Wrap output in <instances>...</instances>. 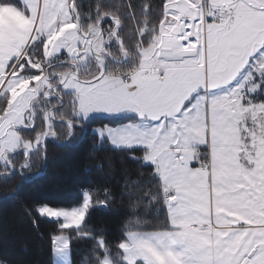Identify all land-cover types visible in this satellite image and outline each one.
<instances>
[{
	"label": "snow or ice",
	"instance_id": "snow-or-ice-1",
	"mask_svg": "<svg viewBox=\"0 0 264 264\" xmlns=\"http://www.w3.org/2000/svg\"><path fill=\"white\" fill-rule=\"evenodd\" d=\"M49 140L124 153L148 180L115 244L88 223L108 188L26 203L41 238L56 225L52 264L81 242L82 264H264V0H0L4 173L29 180Z\"/></svg>",
	"mask_w": 264,
	"mask_h": 264
},
{
	"label": "trees",
	"instance_id": "trees-1",
	"mask_svg": "<svg viewBox=\"0 0 264 264\" xmlns=\"http://www.w3.org/2000/svg\"><path fill=\"white\" fill-rule=\"evenodd\" d=\"M94 3L95 0H88ZM108 4H119L122 0H105ZM159 3V0H154ZM134 23L124 25L123 35L131 43ZM113 51L118 53L114 44ZM22 156L18 160H22ZM143 173V177H141ZM30 179L25 181L22 175L5 174L0 165V258L8 264H52L48 233L56 225L42 222L41 238L32 222L24 212V205L37 195H43L65 207L78 204L82 189L108 188L112 199L107 208H95L88 217L90 225H103L110 242L117 243L122 238L125 221L135 219L130 216L129 202L146 190L147 170L128 157L111 150L93 148L90 141L74 144L73 147H60L55 141H48L46 158L35 162L29 172ZM6 177V178H5ZM137 181L141 186L126 190L125 180ZM101 198L103 192L101 191ZM139 216L148 223L145 230H152L165 221L163 211L144 213L137 210ZM88 246L81 242L72 246L73 264H82L87 257Z\"/></svg>",
	"mask_w": 264,
	"mask_h": 264
},
{
	"label": "crops",
	"instance_id": "crops-1",
	"mask_svg": "<svg viewBox=\"0 0 264 264\" xmlns=\"http://www.w3.org/2000/svg\"><path fill=\"white\" fill-rule=\"evenodd\" d=\"M50 141H53V140H50Z\"/></svg>",
	"mask_w": 264,
	"mask_h": 264
},
{
	"label": "rangeland",
	"instance_id": "rangeland-1",
	"mask_svg": "<svg viewBox=\"0 0 264 264\" xmlns=\"http://www.w3.org/2000/svg\"><path fill=\"white\" fill-rule=\"evenodd\" d=\"M53 259H54V257H53ZM72 259V258H71Z\"/></svg>",
	"mask_w": 264,
	"mask_h": 264
}]
</instances>
